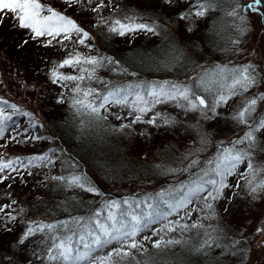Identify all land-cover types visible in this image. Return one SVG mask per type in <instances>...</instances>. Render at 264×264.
Wrapping results in <instances>:
<instances>
[{
  "label": "trees",
  "instance_id": "1",
  "mask_svg": "<svg viewBox=\"0 0 264 264\" xmlns=\"http://www.w3.org/2000/svg\"><path fill=\"white\" fill-rule=\"evenodd\" d=\"M41 2L61 11L65 8L61 0H41ZM249 2L250 0H215L213 9L204 17L191 16L188 20H181L179 14L188 12L196 0H176L173 4L165 3L164 0H112L111 4L99 13L101 17L119 18L125 14H135L143 22L160 26L157 34L136 32L123 37L108 33L105 26L93 27L92 25L100 19L95 17L96 13L68 9L67 15L90 31L91 43L94 47L89 50L71 43H68L67 47L69 50L75 47L77 51L90 55L108 56L117 61L116 65H106L96 72L102 80L112 84L159 85L167 82L191 85L197 75H202L204 71L211 73L217 66L240 67L237 62L227 60L228 55L238 45L232 41L238 40L240 44L244 39L243 45H249L251 37L257 32L253 30L254 25L260 26L258 34L264 37V15H261L264 13V0L260 5V12L238 7ZM234 7H237L238 15L228 16L227 13ZM240 16L244 17L243 24L239 19ZM9 27L12 32L17 33L18 39L24 40L28 37H22V31L13 28L11 21L6 20L0 25V100L8 102L0 104V108H4L6 113H11L12 109L9 105L14 104L21 112H29L32 115L30 117L15 115L7 123L5 132L0 135V156L5 159L20 157L26 164V158L48 154L55 163L39 166L40 162L37 161L29 167L17 165L19 173L12 172V179L0 183L1 204H6L3 198L8 195L11 203L15 201L12 205L14 208L16 204L20 206L16 209L17 220L7 224L11 229L10 232L5 231L3 223H0V256L4 257L0 264H29V262L41 264V260L36 256H30V253L35 251L37 255L44 254L46 245L50 243L46 239V233L37 232L31 238L34 241L45 235L36 246L32 245L34 247H17L13 243L14 236H17V230L20 229L18 227L25 222L32 219L45 223L71 221L74 217L87 216L90 211L100 206L102 197L80 189L68 188L63 183L52 180L51 177L83 174L104 193L105 198L139 199L149 194L154 195L167 186L169 188L177 179L190 174L179 171L175 174L168 173V169H181L187 165H184V160L175 159L180 156L166 153L165 150L171 148L170 144L176 145L178 140L191 138L193 143L187 145L189 151H186V154H191L192 159H199L203 164L206 159L216 154L218 147L227 146L229 140L236 139L244 131L243 125L235 123L237 126L235 129L222 133L214 132L216 125L222 119L221 115L218 114L220 116L218 121H216L218 115L205 120L198 118L192 112L183 111L174 102H167L166 106L159 105L163 110L157 112L177 121L170 126L158 121L160 126L157 130L160 132L156 131L153 125L141 123L133 125L127 130V134L123 135L112 129L120 123L127 124L129 121L123 119L124 121L118 122L113 116L103 122L101 127L81 129L78 120H73L72 112L67 105L56 102L60 92H64L67 97L68 89L52 85L46 77V69L63 57L53 56L48 51L52 48L42 47L38 42H36L38 47H30L29 44L35 43L30 42L21 48L14 39L8 44L6 29ZM241 28L244 29L243 34ZM59 48L62 47L59 45ZM173 56L176 57L175 61L171 59ZM257 59L259 64L254 74L257 75L258 82L249 89L252 93L246 92L251 96L247 100L258 99L260 94L264 93V80L259 81L264 72V57L259 55ZM120 69L126 71L122 72ZM61 71L76 74L71 68ZM88 86L98 89L102 87L95 81L89 82ZM200 94L207 95L202 91ZM236 96H232L228 102L229 113L226 112L225 115L230 114L232 117V113L240 110L246 103L245 101L239 104L240 101ZM231 102L234 103L232 106H230ZM259 105L261 108V102ZM260 108L257 110L256 105L254 118L264 115V110L260 111ZM111 111L119 112L123 117L128 114L127 109L121 111L116 107ZM151 115L153 114L149 113L145 119ZM33 123L35 126H31ZM174 129L175 132L179 131L176 140L173 139ZM145 132L149 134L145 139H153L156 143L155 148L159 147L156 152L159 161H151L150 164L148 163L150 157L146 159L135 157L130 149L132 146L129 147L127 144L131 137L138 134L143 136ZM234 134L238 135L230 139ZM164 135L168 136V143H159L158 138L165 137ZM200 135H206V145L197 143ZM33 137L42 138L33 139ZM195 149L202 150L195 151ZM66 157L69 159L67 160ZM156 170H159L158 174ZM38 171H49V175L43 177L40 190L32 193L31 182L36 178ZM111 182H114L115 186L112 187ZM231 201L226 204L232 208L230 218L226 215L228 212L215 213V219L220 225L216 227L217 229H212L213 222L206 223L192 218L194 223L202 227H189L188 234L174 238L180 240V244L163 248L162 251L153 249L152 241L161 237L170 239L168 236L161 232L158 236H154L150 229L141 233V237L148 235L150 239L148 241L141 239L147 252L143 255L137 253L136 260L143 262L148 254H155L154 259L157 264H243L242 259L249 254L250 246L247 248L246 245L253 244L251 228L255 219L247 216L242 206H233ZM217 203L218 201L215 202V206ZM21 209L23 211H20ZM0 217H3L2 213ZM160 226L161 224L158 223L154 227L160 228ZM207 228L210 230L204 231ZM205 240L208 241L207 245H204ZM197 242H201V246L197 250L190 251L194 252L190 255L186 249L190 245H199Z\"/></svg>",
  "mask_w": 264,
  "mask_h": 264
},
{
  "label": "snow or ice",
  "instance_id": "2",
  "mask_svg": "<svg viewBox=\"0 0 264 264\" xmlns=\"http://www.w3.org/2000/svg\"><path fill=\"white\" fill-rule=\"evenodd\" d=\"M64 10L44 5L41 0H0V25L6 20L11 21L15 29L27 33L20 47L30 42H38L42 47H50L54 43L62 48H67L68 43L79 45L89 50L93 49L92 35L88 29L67 15L68 9H79L81 12L99 14L107 8L112 0H61ZM173 4L176 0H164ZM215 0H196V3L186 13H180L181 20L189 17H204L214 7ZM262 0H250L249 3L239 6L252 12H260ZM194 9V10H193ZM228 16L238 15L237 7H234ZM264 15V13H261ZM241 24L244 17H239ZM93 27L105 26L110 34L127 36L136 32L157 34L159 25L143 22L133 15L119 18L100 19ZM243 34L244 29H240ZM239 43V41H232ZM175 61L176 57H171ZM117 61L104 55H90L77 51L75 47L66 52V55L58 62H54L46 69V77L52 85H58L68 89V95L60 92L56 102L67 105L72 112L73 120L77 121L81 129L98 128L107 121L110 116L121 121L119 112H112L116 107L121 111L128 110V115L133 118L129 123H120L112 130L127 134L135 124H147L170 126L177 121L173 118L162 116L155 112L145 119L153 111L155 105L174 102L177 107L185 112L200 114L208 120L218 115L217 109L226 104L232 96L247 92L258 82L255 69L251 65L229 68L217 66L211 73L204 71L197 75L191 85L177 83L156 84H112L102 80L96 75L99 68L106 65H116ZM71 68L76 74H68L62 69ZM124 72L126 70L120 69ZM95 81L102 85L100 89L88 86ZM207 93L201 95L200 92ZM264 101V93L258 97ZM257 98L247 100L240 110L235 112L232 119L244 126L241 136L229 140L227 146L218 147L216 154L206 159L203 164L199 159L189 160L181 169H168L169 174L189 172L190 177L185 181H179L176 185L163 189L157 193L149 194L139 199H111L105 198L92 181L83 174L73 173L70 176H53L52 180L59 181L68 188L80 189L96 196L102 197L100 206L90 211L87 216L74 217L71 221H57L45 223L28 221L17 237L15 246L26 247V242L37 232L46 233V239L50 241L46 245L42 256L33 251V256L41 260V264H157L155 254H148L141 262L136 260V254L147 252L141 243L148 241L150 236L141 233L151 230L152 235L158 236L160 232H175L177 228H197L202 225L196 223L181 225L177 220L169 217L179 216L183 211L184 216H191L194 211L207 210L215 216V202H228L241 195L244 191L251 201L264 199V166L254 164V156L257 150L264 151V145L259 141L257 133H264V115L252 119L258 103ZM0 100V104H7ZM11 113H6L0 108V135L6 130V125L15 115L31 116L29 112H21L16 105H9ZM31 126H35L34 123ZM143 134V133H141ZM42 137H33L41 139ZM206 135H200V144L206 145ZM202 149H195L201 151ZM191 155V154H189ZM27 163L20 157L5 159L0 156V183L12 179V172L19 173L20 167H29L39 161V166L54 165V161L48 154L26 158ZM246 167L241 170L240 165ZM31 174V173H29ZM237 176L243 179L231 182L229 177ZM10 187V186H9ZM241 191L232 192V189ZM15 201L10 204L0 205V223H3L5 231H11L8 222H15L17 217L8 209L12 208ZM196 205L195 207H190ZM229 207H224L228 212ZM20 211H23L22 209ZM183 219V217H181ZM160 223L161 227H154ZM175 225V227L173 226ZM258 232L264 231L257 229ZM209 235L208 233H205ZM140 237V239H138ZM176 239H156L152 241V248L162 251L163 248L180 244ZM208 241H204L207 245ZM202 245V247L204 246ZM111 246V247H110ZM107 249V251H105ZM103 253V254H99ZM4 257L0 256V261ZM31 264V262H29Z\"/></svg>",
  "mask_w": 264,
  "mask_h": 264
},
{
  "label": "rangeland",
  "instance_id": "3",
  "mask_svg": "<svg viewBox=\"0 0 264 264\" xmlns=\"http://www.w3.org/2000/svg\"><path fill=\"white\" fill-rule=\"evenodd\" d=\"M95 17L100 18L101 15L96 14ZM256 19H258V18L256 17ZM259 29H260V26L255 27V25H254V29L253 30H255V32L257 30V32L251 37L252 40L250 41L249 45H247V44L243 45L245 43V40L242 39L241 43L240 44L238 43L237 48L230 55H228L229 57H227V60H233V61L237 62L240 67L243 66V65H251L254 69H256V67L259 64V61H258L257 57L259 55H262V57H264V42H263L264 41V37L262 36V34H261V36H259V34H258L259 33ZM6 33H7L6 36L8 35L7 38L9 39V40L6 41L8 44H10L9 43L10 40L11 41L15 40L18 44H20V45L22 44V42H21L22 38L18 39L17 33L12 32L11 27L6 29ZM23 36L27 37V34L24 31H22V37ZM254 37H255V40H254ZM261 39L263 41H261ZM11 45H12V43H11ZM29 46L30 47H38V43L35 42L34 44H29ZM47 48H52V49H49L48 51L53 56H57L58 55L60 57H64L66 55V52L69 50L68 47L67 48H59V45H57L56 43H54L52 46L47 47ZM262 48H263V53H261V49ZM260 80H264V72H263V74H261L259 81ZM247 92L248 93H252L251 90H248ZM250 97L251 96L248 95L246 92H242V93H240V94H238L236 96L238 101H240L239 104L245 103V101H247V99L250 98ZM230 100L231 99H229L228 102ZM228 102L217 109L218 114L221 115V118L223 119V120L222 119L221 120L224 121V122H222L220 120L219 123L216 125V128H215L214 132H217V133L227 132V131H229L231 129H235V127H237L235 125L236 122L232 119L230 114L229 115H225L226 112L229 113V108H228L229 106L227 105ZM260 102H261V105H262L261 108H260V105H259ZM163 104H161V106H166V103H163ZM233 104L231 102L230 106H232ZM159 105L160 104L156 105L154 107L153 111L150 112V114H154L158 110H163V108H159V107H161ZM259 108H260V111L264 110V101L258 100L257 110H259ZM165 111H167V110H165ZM237 111L238 110H235L232 114H234ZM192 113H194V112H192ZM194 114H196V116L198 118H203L198 113H194ZM122 117H123V115H122ZM255 118H254V116H252V119H255ZM131 119H132V116L126 114V118L124 120L125 121H130ZM219 119H220V116H219V118L216 121H218ZM124 120H121V121H124ZM118 122H120V121H118ZM158 127L159 126H155V130L160 132L159 130H157ZM114 133H116V132H114ZM178 133H179V131L176 130V132H175V129L173 130V134H174L173 135V139L174 140L178 139V137L176 135ZM21 134L24 135L25 133H21ZM124 134L125 133H123V135ZM182 134H183V132L181 133V135ZM263 134L264 133H257L259 141H260V143L262 145H264V135ZM138 135L131 137V139L127 143L129 147L132 146V148H130V149H131L132 153L135 154V157H141L143 159H146V157L147 158L150 157V159L148 161L149 164L151 163V161H153V162L154 161H159L157 159V154H156V152L159 150V147L155 148V144L156 143L153 142V139H150V140L145 139V137H148L149 134L147 132H145L143 136H141V135L138 136ZM237 135L238 134L232 135V137L230 139H232L233 137H236ZM164 136L165 137L158 138L159 143L160 142L168 143V140H167V139H169L168 136H166V135H164ZM131 142H133V143H131ZM189 143L190 144L193 143V140H191V138L183 139V141L178 140V143H175L176 145L170 144L171 148L169 150H165V151H166V153H168V155H174V156L178 155V156H180V158H175V159L184 160L183 163H184V165H186L189 161L188 160L186 161L184 159V157L186 155H188V154H186V151H189L188 146H187ZM197 143H200V140ZM39 147H38V149H40ZM188 156H189V160H191L192 157L190 155H188ZM66 158H67V160L69 159V157H66ZM173 162L175 163V161H173ZM253 162L257 166H264V151L257 150L255 152V156H254V161ZM51 167H54V166H51ZM157 167H159V165ZM239 167H240L241 170H243L246 167V165L245 164H241ZM156 171H157V174H158L159 170H156ZM47 175H49V171L48 172L38 171V174L35 176L36 178L31 182L32 186H31L30 189H31L32 193L33 192L35 193L38 190H40L41 183L43 181V177L47 176ZM189 177H190V174L182 177L181 179H177L175 184H173V185H176L179 181H185V180L189 179ZM229 180L231 182H235L236 180H240L241 183H244L243 179L240 178V177H237V176L229 177ZM136 181H139V180H136ZM136 181H134V182H136ZM146 182H148V180H146ZM110 185L113 187V186H115V183L111 182ZM232 190H233V192L241 191L240 189H235V188L232 189ZM9 198L10 197L8 195H6V197L3 198V200H5L4 202H6V204L11 203L9 201ZM228 202H230V201H228ZM228 202L218 201L217 205L215 206V213L217 211L225 212L224 211V207H228L226 205ZM231 202L233 203V206L234 205H237L238 207L242 206L243 210L246 212L247 216H250V217L252 216L255 219L253 221L255 223L253 224V226L251 228V233L253 235L252 236L253 239L251 240V242L253 244L252 245H246L247 248L250 246L249 247V254L244 256V259H242L243 262H244L243 264H264V231H260V232L257 231L258 228L264 230V199H257L256 201H251V200H249L247 198L245 192L241 191V195L238 196V197H235ZM0 205H2L1 202H0ZM195 206L196 205H191L190 207H195ZM18 207H20V206L18 204H16L15 208L12 206V208L8 209V211L10 212V210H12L13 211V212H11L12 215L17 217L16 209ZM43 207H45V206H43ZM229 209L230 210L228 211V213L226 215H229V218H230V213L232 211V208L229 207ZM29 212L30 211H27V213H29ZM226 215L224 217H226ZM24 216L27 217L26 214H24ZM181 217H183V219H181ZM192 218H197L198 220H201L202 222H206V223H212L213 222L212 225H211L212 229H217L216 227L220 226L218 221H216L215 216L213 217L212 214L210 212H208L207 210H205V211H199V210L194 211L191 214V216H184V213L182 211L179 214V216H175L174 215L172 217H169L170 220L179 221V223L181 225L187 224L189 226L191 225V223H194L192 221ZM231 219H233V218H231ZM36 220H38V219H36ZM36 220H34V221H36ZM31 221H33V219ZM4 222L9 224L8 221H4ZM26 223L27 222H25L23 225H20L19 227L17 226L20 229L17 230V236H14V238H15L14 242L12 241L14 243V245H15L17 237L20 235V233L23 230V228L25 227ZM173 226L175 227V225H173ZM209 230H210V228H207L204 231H209ZM188 232H189V228L183 229V228H179L178 227L175 232H161V234H163L165 236H168V238H170V239H174V238H176V236L181 235V234H188ZM41 237L44 238L45 235L43 234L42 236H40L39 238H37L34 241L32 239L27 241L26 242V248L34 247L32 245L36 246L37 242L41 239ZM12 242H11V245H12ZM197 243L199 245H192V246L190 245L186 249V251H189L190 255H192L194 253V252H190V251L197 250V248H199L201 246V244H202L201 242H197ZM105 251H107V249H105ZM32 253H33V251L30 253V256L33 255ZM99 254H103V253H99ZM192 257H194V256H191V258Z\"/></svg>",
  "mask_w": 264,
  "mask_h": 264
}]
</instances>
